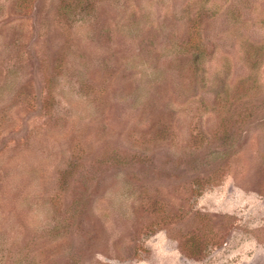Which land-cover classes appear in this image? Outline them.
<instances>
[{
	"label": "rangeland",
	"instance_id": "1",
	"mask_svg": "<svg viewBox=\"0 0 264 264\" xmlns=\"http://www.w3.org/2000/svg\"><path fill=\"white\" fill-rule=\"evenodd\" d=\"M0 264H264V0H0Z\"/></svg>",
	"mask_w": 264,
	"mask_h": 264
}]
</instances>
